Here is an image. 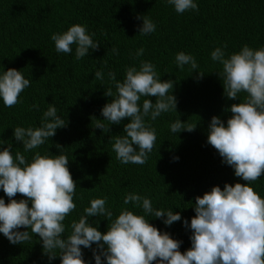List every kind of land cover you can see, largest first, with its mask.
Masks as SVG:
<instances>
[{"label": "trees", "instance_id": "16d2710c", "mask_svg": "<svg viewBox=\"0 0 264 264\" xmlns=\"http://www.w3.org/2000/svg\"><path fill=\"white\" fill-rule=\"evenodd\" d=\"M195 2L198 11L178 14L165 0H0V71L16 68L31 81L14 107L7 108L0 100V139L13 145V154L20 151L29 159L35 151L68 157L77 188L73 198L76 209L65 220L67 231L92 198L106 197V207L114 217L122 208L143 214L142 208L123 202L125 194L137 193L149 198L154 209H172L190 221L195 215L192 204L196 196L213 185L223 188L225 183H245L207 143L211 117L219 116L226 123L231 112L225 109L238 102L223 95L216 73L221 65L212 61L210 53L225 44L226 55L244 44L254 49L264 47V0ZM142 16L156 24L155 32L138 33L142 25L138 17ZM72 24L84 25L89 34H95L93 40L100 43L99 49L89 50L80 60L75 57V45L69 54L57 53L50 39L53 33L66 31ZM140 48L144 49L143 55L136 57ZM180 51L195 57L198 70L205 72L203 78H198L197 70L190 73L188 65L183 70L177 68L175 55ZM141 61L153 63L161 80L175 82L172 94L177 113H162L155 121L146 118L156 131L155 147L145 164H122L112 150V137L124 134L128 119L110 124L109 132L102 133L94 127L93 117L103 120L101 109L111 100L104 94L105 88L112 87L115 92L107 73L114 71L116 80L122 81L125 68L138 67ZM97 70L104 73L103 81L95 79ZM149 99L155 102V97ZM49 104L66 120V127L58 128L55 136L38 149L24 153L22 143L12 135L13 128L40 126ZM177 118L199 123L192 132L175 134L170 125ZM252 186L264 198V175ZM0 197L7 203L2 189ZM23 198L20 194L14 197ZM148 219L160 231L181 241V252L191 247V230L182 221L166 226L159 218ZM89 222L99 231H106L104 218L89 217ZM82 252L86 264H95L91 249L82 247ZM0 264H60V258L49 261L42 254L38 237L14 245L0 233Z\"/></svg>", "mask_w": 264, "mask_h": 264}, {"label": "clouds", "instance_id": "9594fccd", "mask_svg": "<svg viewBox=\"0 0 264 264\" xmlns=\"http://www.w3.org/2000/svg\"><path fill=\"white\" fill-rule=\"evenodd\" d=\"M165 2L178 14L199 10L195 0ZM138 19L142 20L139 34L155 32L156 24L149 17ZM94 35L84 25L72 24L66 31L53 33L50 39L57 53L69 54L75 45V57L80 60L89 50L99 49L100 43L93 40ZM226 47L225 44L214 48L210 56L221 65L216 73L223 95L238 102L225 109L231 112L226 123L219 116L211 117L207 143L245 183H225L223 188L213 185L203 195L196 196L192 204L195 215L190 221L172 209H154L149 198L137 193L125 194L123 202L142 208L143 214L122 208L114 217L113 211L106 207V197L92 198L78 220L70 222L67 231L65 220L76 209L73 198L77 188L68 168V157L35 151L29 159L20 151L13 154V145L0 139V145H5L0 148V189L8 197L7 203L0 197V233L14 245L38 237L42 254L49 261L59 256L60 264H86L82 247L92 250L95 264H264V198L252 186L264 175V47L254 49L244 44L227 55ZM112 51L117 52L115 48ZM143 52V48L138 49L136 57ZM175 63L180 70L185 65L190 66V73L197 70L198 78L205 74L198 70L192 54L176 53ZM94 76L98 81L104 79L100 70ZM107 76L115 92L112 87L105 88L104 94L111 100L101 109L103 120L93 117L94 127L107 133L110 124H120L127 118L124 134L112 137V150L122 164L143 165L157 139L155 128L146 118L155 121L162 113H177L176 97L172 94L175 82L161 80L155 65L149 61H141L138 67L127 66L122 81L116 80L114 71H109ZM30 83L16 68L0 71L3 105L12 108L18 104L20 94ZM149 97H155V102ZM198 123L177 118L170 130L175 134L182 130L192 132ZM63 127L66 120L49 104L40 126H15L12 135L22 143L24 153H28L44 145ZM17 194L24 198L14 199ZM89 217L104 218L106 231H99L89 222ZM149 217L161 219L166 226L182 221L191 230V247L181 252V241L149 223Z\"/></svg>", "mask_w": 264, "mask_h": 264}]
</instances>
